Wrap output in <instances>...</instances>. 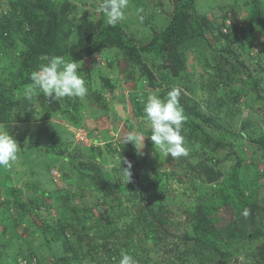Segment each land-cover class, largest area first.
<instances>
[{
  "label": "rangeland",
  "instance_id": "1",
  "mask_svg": "<svg viewBox=\"0 0 264 264\" xmlns=\"http://www.w3.org/2000/svg\"><path fill=\"white\" fill-rule=\"evenodd\" d=\"M49 1L54 5L45 12L37 1L32 2L37 7L28 16L35 18L24 27L57 20L67 6L75 7L73 21L77 16L106 24L94 10L96 0ZM142 2L136 6L129 0L126 18L118 23L139 49L167 26L176 7L174 0ZM10 8L9 0H0V16ZM190 13L203 15L210 23L212 69L191 52L182 55L184 63L178 64L168 52L163 58L140 52L137 61L112 46H100L78 62L89 89L83 100L42 93L32 100L25 98V87L15 85L22 60L19 53L26 46L19 41L18 50H10L0 44V124H5L21 149L12 168H0V264H26L22 253L29 252L46 259L44 239L35 226L37 216L57 220L85 208L95 215L86 227L98 225L100 218L103 224L121 220L109 231L97 226L90 230L96 243L101 245L102 236L107 242L115 240L113 236L120 238L124 233L115 229L126 226L124 241L127 237L133 242L128 254L147 263L156 257L149 255L150 248L161 239L165 249H158L163 253L157 255V264L169 258L175 245L181 254L176 263L192 258L195 250L198 264H264V146L258 143L264 140V34L248 33L244 11L235 0H196ZM13 15L9 14L10 20L26 18L27 11L20 9ZM218 23L224 24L222 33L233 35L232 40L219 37ZM74 27L63 30L67 36L62 43L68 48L85 35L77 24ZM221 45L237 58L216 51ZM172 87L180 89L186 120L192 113L208 120L193 119L200 127L194 139L188 137L190 130L183 122L186 156L160 153L147 136L150 126L141 97L152 91L163 96ZM233 97L237 102L230 104ZM131 131L145 135L143 147L134 146L138 166L129 143H123ZM118 155L132 164L128 182L121 172L127 166L121 160L120 170ZM85 166H91L88 177L78 173ZM233 231L241 234L233 237ZM205 233L213 242L201 245ZM102 246L97 247L101 253L110 252L118 264L120 252L109 243Z\"/></svg>",
  "mask_w": 264,
  "mask_h": 264
},
{
  "label": "trees",
  "instance_id": "2",
  "mask_svg": "<svg viewBox=\"0 0 264 264\" xmlns=\"http://www.w3.org/2000/svg\"><path fill=\"white\" fill-rule=\"evenodd\" d=\"M33 1H37L39 7L44 9V12L54 5L53 3H50L49 0H9V5L11 6L8 11L9 14L15 15L20 9H25V11H27V17L23 18V16H20L18 19L10 20L11 17L8 12L5 15L2 14L3 16H0V44H2L3 47L10 48V50H18L16 48V42L19 41L26 46L25 52L19 53V55L22 56V60L20 62V70L18 71V84L15 85L17 88L25 87V85L30 82V73L35 70L38 64L43 62L42 58L46 55L65 56L66 53H68V55H71L70 57H73V60L80 62L84 58L91 56L98 47L108 45L128 55L131 60L137 58V61L138 58H140V52L153 54L158 58H163L165 53L168 52L172 54L178 64L179 62L183 64L184 59H182V55H185L186 52H191V54L198 57L201 62L208 64L209 69H212L210 64L212 60V58L210 59V52L213 51L214 48L207 36L210 29V23L203 15L190 13L191 10L194 9L196 0H174L176 7L167 26L159 32L158 35L151 39L146 48L141 49L131 43L123 32L122 27L118 24L115 26H109L103 24L102 20L89 21L87 18L77 19V16H74L76 20L73 21L72 15L75 12L74 6H67L57 20L53 17L47 22L35 23L33 24L34 28H31L29 25L35 17H32V14L28 16V14L31 11L35 13L34 9L37 7L36 4H33ZM131 2L136 6L143 4L142 0H131ZM235 2L236 7L244 11L245 16L243 22L249 30L248 33L260 32L264 34V0H235ZM27 22H29L28 28L24 27V23L27 24ZM76 24L81 31H84L85 35L82 38H78L79 41L68 48L62 43V39L67 36V33L64 34L63 30L65 27L75 28L74 26ZM223 27L224 24L219 23L216 26L219 37L227 41L232 40L233 35L230 33H222ZM242 35H245V33ZM244 37H246V35ZM81 47L82 49L79 50ZM215 50L227 53L228 55H233V52L231 53L222 45L217 46ZM233 57L237 58L235 55H233ZM238 62L240 66L243 65L239 60ZM184 70L185 69H183V71ZM249 76L251 77V75ZM188 79L189 78L186 77L187 81ZM106 85L107 88L110 89V86L107 83ZM6 95H8V93H6ZM235 102H237V97H233L230 104H234ZM55 103L57 104V102ZM197 106L198 105L196 104L193 108ZM245 106L248 107V105ZM40 107L43 108V104H41ZM49 113L50 112H48V114ZM192 114H194V116H190V119L185 121V126L190 130L187 134L188 137L194 139L197 137L195 133L200 127L194 125L193 119H198L204 123L208 120L198 113ZM204 134L207 135V132H204ZM258 143L264 146V140H260ZM106 150L108 151L109 148H106ZM129 150L130 154L133 155L134 163L138 166L139 155L134 149V145L131 143H129ZM90 167L91 166H85L80 168L78 173L88 177V174L91 173ZM159 182L160 187H162L164 177ZM68 207L67 210H70ZM59 208L61 209V207ZM73 211L70 215L65 214L58 217L59 219L57 220H53L52 217H50V221H47L45 217L40 218V216H37L38 220L35 223L36 230L44 239L42 240L45 244L43 250L47 251L48 256L45 259L42 258L41 255L38 256L35 252H29L26 255L25 253H22V258L26 260V264H32V261L33 264H117L111 259L109 255L110 252L109 254H102V249H98L97 247L109 243L112 248L115 247V250L118 252H121V250L128 252L131 249L133 242L127 237L126 241H124L125 238L123 237L127 236L125 235L128 230L126 226H123L122 228L121 226H118L115 229L116 232L124 233V235L120 238L118 236H113L115 240L112 242H107L108 240L106 241L105 239L106 236H102L101 239L104 240H102L101 245L98 244V242L96 243L95 239L89 236L90 230H95L94 228L96 226L97 228L109 231L107 229L111 228V225H120L121 220L119 217L116 221L111 219L108 224H103L102 218H100L98 219V225L86 227V221L95 219L92 209L85 208V211L79 210L81 213L83 212L82 214L80 212L78 214L76 210ZM59 214L60 212H58V215ZM132 219L136 220L135 216H132ZM234 232L235 231L231 233L233 237H237L241 234V232ZM105 233L103 235H105ZM204 235L205 239L201 245L203 243L213 242L207 238L208 234L205 233ZM47 236L48 238H46ZM26 237L31 238L30 233H28ZM195 242L200 244V239L197 238ZM82 243H87V245L82 246ZM163 243L165 244V242L159 239L158 243L150 248L149 255H154L156 257L158 254L161 255L163 252H159L158 249L161 251L165 249ZM175 247L170 250L169 258L164 261L161 260L159 264H189L192 259L195 264H198V251L195 252V250L192 258L187 256L185 260L182 258L176 263V258H180L181 254L179 253L180 250H176ZM156 257H153V261L150 263H147V259L135 258V260L137 261V264H155L154 262L157 261ZM47 260L49 262H47Z\"/></svg>",
  "mask_w": 264,
  "mask_h": 264
},
{
  "label": "clouds",
  "instance_id": "3",
  "mask_svg": "<svg viewBox=\"0 0 264 264\" xmlns=\"http://www.w3.org/2000/svg\"><path fill=\"white\" fill-rule=\"evenodd\" d=\"M128 3L129 0H96L94 10L102 15L107 25L115 26L125 20ZM42 61L30 73L31 83L25 85L23 90L25 98L32 100L40 93L55 99L69 97L83 100L87 96L89 89L85 79L79 73L80 63L70 56L66 58L55 55H46ZM179 96L180 89L172 87L163 96L152 91L141 97L143 116L150 126V135L147 136L160 153L172 157L188 154L181 134L186 116L180 105ZM144 138L145 135L142 133L131 131L124 136L123 143H131L139 150L143 147ZM20 151L18 142L5 129V124H0V168H12L19 160ZM117 159L120 170L121 160L127 166L121 172L128 182L131 179L132 164L120 155ZM118 264H137V261L128 252L121 250Z\"/></svg>",
  "mask_w": 264,
  "mask_h": 264
},
{
  "label": "water",
  "instance_id": "4",
  "mask_svg": "<svg viewBox=\"0 0 264 264\" xmlns=\"http://www.w3.org/2000/svg\"><path fill=\"white\" fill-rule=\"evenodd\" d=\"M116 110H117V112L119 113V115H120L121 117L124 116V114H123V110H122V108H121L120 106H117V107H116Z\"/></svg>",
  "mask_w": 264,
  "mask_h": 264
},
{
  "label": "built area",
  "instance_id": "5",
  "mask_svg": "<svg viewBox=\"0 0 264 264\" xmlns=\"http://www.w3.org/2000/svg\"><path fill=\"white\" fill-rule=\"evenodd\" d=\"M79 131V134H81L82 132L80 131V130H78ZM52 171V170H51ZM53 174H54V172H53Z\"/></svg>",
  "mask_w": 264,
  "mask_h": 264
}]
</instances>
